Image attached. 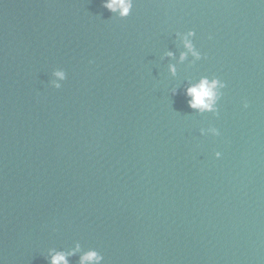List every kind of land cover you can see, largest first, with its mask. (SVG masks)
<instances>
[{
  "label": "water",
  "instance_id": "obj_1",
  "mask_svg": "<svg viewBox=\"0 0 264 264\" xmlns=\"http://www.w3.org/2000/svg\"><path fill=\"white\" fill-rule=\"evenodd\" d=\"M102 4L0 0V264L77 242L105 264H264V0ZM205 75L219 118L183 94Z\"/></svg>",
  "mask_w": 264,
  "mask_h": 264
},
{
  "label": "clouds",
  "instance_id": "obj_2",
  "mask_svg": "<svg viewBox=\"0 0 264 264\" xmlns=\"http://www.w3.org/2000/svg\"><path fill=\"white\" fill-rule=\"evenodd\" d=\"M136 0H103L102 6L121 20H126L132 14ZM179 45L182 46L183 51L180 53L179 63L184 64L191 58V66L207 59L205 55L196 47L194 43L196 39V32L188 30L185 32L175 33ZM209 39H212L209 36ZM166 57L175 59V53L168 51ZM168 71L171 76L176 77L178 74L176 64H169ZM53 80L51 86L57 90L61 89L63 83L68 76L63 69H56L52 73ZM227 88V83L217 76H200L198 79H188L187 85L184 88L183 94L185 96L188 107L199 115L212 114L219 118L220 110L219 104L224 97V90ZM178 90H172V95L175 96ZM244 109H248L250 104L247 100L243 102ZM202 136L211 135L213 137H220L221 132L217 127L202 128L200 130ZM216 159L222 158V153L217 151L215 153ZM79 256V264H105V257L95 249L84 250L79 242L74 247L68 250H57L52 248L48 251V264H71V258Z\"/></svg>",
  "mask_w": 264,
  "mask_h": 264
}]
</instances>
